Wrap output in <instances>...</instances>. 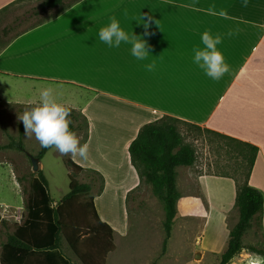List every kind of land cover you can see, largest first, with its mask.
Returning <instances> with one entry per match:
<instances>
[{"label":"crops","instance_id":"obj_1","mask_svg":"<svg viewBox=\"0 0 264 264\" xmlns=\"http://www.w3.org/2000/svg\"><path fill=\"white\" fill-rule=\"evenodd\" d=\"M17 1L0 0V11ZM19 3L0 14V30L7 27L10 39L0 47V101L34 106L39 89L51 87L57 102L87 118L83 143L89 144L88 158L69 157L103 176L104 188L94 204L114 237L115 223L100 215L98 201L112 192L119 206L115 211L126 215V226L119 227L124 233L129 193L141 183L129 146L145 124L165 116L258 147L249 185L264 196V0H248L247 6L242 0H80L28 31H18L19 18L2 25ZM113 16L136 35H145V29L133 20L142 16L150 21L147 61L132 57L128 45L109 48L99 41V29ZM205 31L224 37L218 49L229 70L218 81L193 63V49L203 47L200 37ZM229 31L236 34L229 38ZM152 61L156 70L148 72L144 65ZM6 85L19 91L7 97ZM133 173L138 180L126 182ZM201 180L209 212L206 226L219 223L228 228L226 214L235 206V183L217 176ZM258 257L264 263V257Z\"/></svg>","mask_w":264,"mask_h":264},{"label":"rangeland","instance_id":"obj_2","mask_svg":"<svg viewBox=\"0 0 264 264\" xmlns=\"http://www.w3.org/2000/svg\"><path fill=\"white\" fill-rule=\"evenodd\" d=\"M42 1L26 0L19 3L4 18L2 25L11 24L15 18H19L21 27L18 31H21L54 14V11L43 12L40 10ZM15 33L13 32L11 35ZM4 87L7 97H11L19 91L14 86L6 85ZM23 93L29 94V92ZM66 98L71 99V96L67 95ZM73 100L79 101L75 95H73ZM31 107L7 104L0 101V146L7 145L11 137L15 140L18 139L19 127L23 125L22 122L18 121V114H22ZM182 132L185 141L196 150L197 159L192 167L179 169L177 181L181 198L177 204L178 213L173 225L172 235L165 250L163 246L165 238L163 205L153 194L152 188L143 182L129 193V226L124 233L119 230V227L126 226V215L123 213L121 216L115 211L119 206L112 192H109L105 198H100L98 201L100 215L104 219L112 220L118 232L114 240L115 248L108 254L106 264L220 263L221 255L227 248L230 230L237 223L239 213L235 206L227 212L228 228L226 229L223 226L221 227L219 223L206 226L209 212L201 179L206 176L219 175L217 177H229L228 179L233 180L235 185L236 181L244 182L248 172L239 155L242 150L235 144H229L230 142L212 133L189 130L187 126L182 127ZM77 137L82 144L84 137L79 135ZM23 141L26 152H19L14 149L0 151V252L2 245L7 242L8 234H11L15 227L21 225L25 220V201L29 180L34 174L36 175V172L32 169L30 156L36 157L41 145L34 135L30 138L24 135ZM68 156L61 155L52 148L41 161L42 167L40 164V170L44 172L47 179L54 206L59 204L69 193L70 173L76 177L79 183H92L94 189L90 196L95 195L101 186L99 177L91 172L74 173L68 170L64 164V159ZM19 178L22 179L21 184L18 182ZM134 179L138 180L135 173L129 174L126 182L131 183ZM206 185L213 189L212 184L206 183ZM86 198V196L81 198V203ZM85 211L88 218L83 217L84 214L80 209L79 213H81L77 221L80 224L83 221L85 223L94 222L90 210L85 207ZM19 216H21L20 220H18ZM243 244L246 248L230 264H247V261L253 264L260 261L258 256L261 255L252 253L249 248H264L263 231L254 225L243 237ZM61 249L72 262L81 264L63 238Z\"/></svg>","mask_w":264,"mask_h":264},{"label":"trees","instance_id":"obj_3","mask_svg":"<svg viewBox=\"0 0 264 264\" xmlns=\"http://www.w3.org/2000/svg\"><path fill=\"white\" fill-rule=\"evenodd\" d=\"M22 1L24 0H18L4 8L0 14H4L10 7ZM78 1L80 0H43L40 10L43 12L54 11V14L37 21L25 31L57 17ZM7 32V27L0 30V47H4L10 41L7 38ZM68 111L70 129L75 134L83 136L84 140L87 139L89 129L87 118L78 111ZM183 126L197 132L212 133L230 142L229 144H235L242 150L239 155L248 173L244 182L235 180L237 188L235 207L238 210L239 219L230 230L227 248L222 253L219 263L230 264L246 248L243 244V237L246 233L254 225L262 230L264 196L259 190L249 185L259 148L169 116L145 124L140 129L137 137L129 146V154L141 183L148 184L152 188L153 194L163 205L165 213L163 222L164 250L172 235L178 213L177 204L181 198L177 181L178 169L192 167L197 159L196 150L185 141L182 132ZM23 136L24 126L20 125L18 139L15 140L11 137L7 145L0 146V151L14 149L26 152ZM51 149L40 146L36 158L41 161ZM64 164L68 170L74 173L88 171L97 175L101 181L99 191L90 196L94 189L92 183H79L76 177L70 173L69 193L59 204L54 206L44 172L42 170L36 172V175L34 174L29 180L25 201V220L21 225L16 226L11 234H8L7 242L1 247L0 264H74L61 249L62 238L81 264L107 263L108 254L115 248V232L109 224L101 220L94 204L95 196L100 195L103 191L104 178L97 171L82 168L69 156L64 159ZM220 177L229 178L227 176ZM18 182L21 184L22 179L19 178ZM23 190L25 191V189ZM84 196L87 198L81 203V198ZM85 207L90 210L94 222L85 223L83 221L80 224L77 218L81 212L84 214L83 217L88 218ZM249 249L252 253L264 257V248L250 247Z\"/></svg>","mask_w":264,"mask_h":264},{"label":"clouds","instance_id":"obj_4","mask_svg":"<svg viewBox=\"0 0 264 264\" xmlns=\"http://www.w3.org/2000/svg\"><path fill=\"white\" fill-rule=\"evenodd\" d=\"M244 6H247L248 0H242ZM125 15L127 12L125 11ZM136 21L142 24L145 29V35H150L148 29L150 21L142 16ZM158 21L155 23L158 25ZM159 26V25H158ZM236 33L229 31L227 37H232ZM145 35H136L134 32L129 34L120 25L116 17H110L109 23L101 27L98 32L99 41L109 48H119L121 44L130 46V54L137 61H147L149 59L150 49ZM221 35H212L209 31L201 34L200 40L203 47L193 49V63L196 64L203 73L214 81L220 80L226 72L228 66L218 45L222 44ZM146 71L156 70L154 61L144 65ZM69 111L62 104L57 102L51 87L39 89L38 102L18 114V121L23 123L24 135L26 137L35 136L42 148H54L61 155H71L75 158L77 155L83 159L88 158L89 144H81L80 139L70 129Z\"/></svg>","mask_w":264,"mask_h":264},{"label":"water","instance_id":"obj_5","mask_svg":"<svg viewBox=\"0 0 264 264\" xmlns=\"http://www.w3.org/2000/svg\"><path fill=\"white\" fill-rule=\"evenodd\" d=\"M30 160L32 163V169L34 172H38L40 170V160L36 157L30 156Z\"/></svg>","mask_w":264,"mask_h":264},{"label":"built area","instance_id":"obj_6","mask_svg":"<svg viewBox=\"0 0 264 264\" xmlns=\"http://www.w3.org/2000/svg\"><path fill=\"white\" fill-rule=\"evenodd\" d=\"M19 215H20V213H19ZM20 219H21V216L18 217V220H20ZM262 264H264V263H262Z\"/></svg>","mask_w":264,"mask_h":264},{"label":"bare ground","instance_id":"obj_7","mask_svg":"<svg viewBox=\"0 0 264 264\" xmlns=\"http://www.w3.org/2000/svg\"><path fill=\"white\" fill-rule=\"evenodd\" d=\"M253 264H261V263H259V262H256V263H253Z\"/></svg>","mask_w":264,"mask_h":264}]
</instances>
